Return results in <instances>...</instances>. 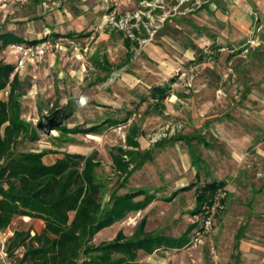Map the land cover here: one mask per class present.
I'll use <instances>...</instances> for the list:
<instances>
[{
    "label": "rangeland",
    "instance_id": "rangeland-1",
    "mask_svg": "<svg viewBox=\"0 0 264 264\" xmlns=\"http://www.w3.org/2000/svg\"><path fill=\"white\" fill-rule=\"evenodd\" d=\"M65 4L73 19L59 21L54 12ZM81 4H0V31L24 38L41 37L47 28L73 34L59 35L65 37L64 50L19 72L20 117L34 127L56 97L60 105L69 97L84 100L65 123L70 130L55 129L37 140L24 133L16 149L45 151L47 163L65 150L92 154L100 161L96 178L103 207L115 194L137 188L154 193L146 207L93 236L97 244L120 230L130 235L141 220L146 232L170 238L187 233L182 247L139 250V264H234V236L244 220L249 224L240 239L239 264H264V195L253 193L264 179V0H115L106 8L94 0L96 9L86 8L79 22ZM136 14L142 28L126 62L125 47L108 19ZM252 41L260 44L251 49ZM6 52L0 50V58L13 62ZM155 84H170L161 103L148 94ZM109 115L121 121L96 133L71 131ZM133 125L138 151L128 173L118 179L111 153L125 147ZM200 133L211 146L187 141ZM241 137L242 146L237 144ZM193 153L202 160L197 171ZM214 179L227 180L226 192L219 188L203 212L192 214L197 187ZM185 185L191 187L182 189ZM207 215L208 227L198 231Z\"/></svg>",
    "mask_w": 264,
    "mask_h": 264
},
{
    "label": "trees",
    "instance_id": "trees-1",
    "mask_svg": "<svg viewBox=\"0 0 264 264\" xmlns=\"http://www.w3.org/2000/svg\"><path fill=\"white\" fill-rule=\"evenodd\" d=\"M117 32L124 45L137 42L121 31ZM51 35L60 34L53 32ZM26 40L30 39L11 31H0V50ZM13 69V62L0 58V91L8 88L6 97H0V229H5L15 215L39 218L44 222L40 232L31 234L29 229H15L7 238L5 246L8 252L23 247L18 264H139V250L152 253L161 247L184 246L189 239L187 233L170 238L146 232L143 220L130 235L120 230L109 241L93 242V236L99 230L143 209L156 195L145 188H137L111 196L108 206L103 207L98 198L101 184L96 178L100 161L92 154L65 150L61 156L47 163L43 159L45 151L16 149L24 133L29 132L33 140L41 135L35 126L20 117V79L19 73ZM168 91L169 84H158L151 86L148 92L156 103H161ZM59 100V97L53 100L49 112L60 105ZM120 121V118L109 115L102 122L76 125L71 131L96 133L103 126L116 125ZM56 129L60 132L70 130L65 125ZM137 134L136 126H131L125 147L116 146L111 153L112 169L118 179L128 173L132 156L138 151ZM186 139H197L208 145L201 134L190 135ZM192 157L191 164L197 171V164L202 160L194 153ZM223 186V181L211 180L197 187L196 205L191 213L203 212L211 194ZM190 187L185 185L182 189ZM242 236L240 230L234 236V264H239L238 245Z\"/></svg>",
    "mask_w": 264,
    "mask_h": 264
},
{
    "label": "built area",
    "instance_id": "built-area-1",
    "mask_svg": "<svg viewBox=\"0 0 264 264\" xmlns=\"http://www.w3.org/2000/svg\"><path fill=\"white\" fill-rule=\"evenodd\" d=\"M30 0H0L2 5H21L27 3ZM61 0H53V2ZM115 0H96L97 3H100L102 8H106L109 2ZM136 15H127V16H111L109 20L110 30L121 31L123 35L129 36L131 39H135V35H139V23L136 19ZM64 38L62 36H42L36 39L29 38L30 40L12 43L6 48L7 53H12L14 56L13 72L22 71L29 63H34L36 60H39L45 57L49 53H55L56 51L64 50ZM86 50V48H84ZM184 75V72L181 73ZM8 88L0 91V94L7 95ZM210 223V215H207L202 219V225H199V230H204L208 227ZM0 229V256L4 258L5 264H18L19 258L23 254V247H19L13 250L11 253L8 252L5 246L7 238L3 231ZM31 234H33L31 232Z\"/></svg>",
    "mask_w": 264,
    "mask_h": 264
},
{
    "label": "crops",
    "instance_id": "crops-1",
    "mask_svg": "<svg viewBox=\"0 0 264 264\" xmlns=\"http://www.w3.org/2000/svg\"><path fill=\"white\" fill-rule=\"evenodd\" d=\"M80 1H82V2H84V4H81V5H79V8H81V10H83V11H81V12H79L80 14H79V16H77V18H76V20L78 21V19H79V22H80V18H84L83 17V15L84 14H82V12H85V10H86V8H92V9H96V7H95V4H94V0H90V2L88 3V2H86L87 0H80ZM42 2V1H41ZM65 7H67L66 6V4L63 6V8L61 9V10H59L58 11V9L59 8H57V10L54 12L55 13V15L58 17V20L59 21H64V20H70V19H73V17H72V15H71V12H69V11H66V9H65ZM84 20V19H83ZM53 32H55L54 31V29L53 28H47V30L46 31H44V33H43V35H40L41 37L42 36H52L51 34L53 33ZM59 31H56V33H58ZM63 33H65V34H60V35H72L73 36V34H71L69 31H67V33L66 32H63ZM118 33V32H117ZM16 34V33H15ZM80 34H83V33H80ZM118 35L120 36V34L118 33ZM142 35H145V33H143ZM39 38V37H38ZM120 38H121V40H122V43H123V39H122V37L120 36ZM136 45L137 44V42H130V44L129 45H124V43H123V45H124V47H125V61L127 62L128 60L127 59H131L132 58V55H133V52H132V49H133V45ZM260 43H259V41H252V44L250 43V45H249V47L251 48V49H255L256 48V46H258ZM249 48V49H250ZM243 51H248V48H244L243 49ZM7 53V52H6ZM14 60V59H13ZM126 74H128L127 72H125V75ZM173 80V79H172ZM172 80H171V82H172ZM155 85H158V84H155ZM161 85V84H160ZM153 86V85H152ZM151 87V86H150ZM150 87H149V89H150ZM169 87H170V84H169ZM149 91V90H148ZM148 94H149V92H148ZM143 99H145V97H143ZM201 134V133H200ZM192 136H194V135H196V134H191ZM202 135V134H201ZM190 136V135H189ZM203 136V135H202ZM192 140H194V139H192ZM207 141V140H206ZM244 141V139H243V137H241V139H239V141H238V143L237 144H239L240 146H242V144H241V142H243ZM139 142V141H138ZM208 142V141H207ZM201 143V142H200ZM207 146H211V143L210 142H208V145ZM71 152V151H70ZM215 180V179H214ZM219 181L221 180V181H223L224 182V186L222 187V190L224 191V192H226V188H227V180L226 179H218ZM253 193L255 194V195H264V179H262V181H261V183H260V181H259V185L256 187V188H253ZM254 213V211H253V207H250L249 206V208H248V214L249 215H252ZM18 222V223H17ZM17 224H19V225H17ZM248 224H249V222H248V220H244V221H242L241 223H240V226H239V228L237 229V231H242V233H243V236H244V231H245V229L247 228V226H248ZM43 225H44V222H43V220H41V219H39V218H32V217H29V216H23V215H15L13 218H12V220H11V222L9 223V225L3 230L4 231V233H5V236L6 237H8V236H10V235H12V233H13V231L15 230V229H24V230H26V229H29L32 233H34V232H40L41 230H42V228H43ZM99 232V231H98ZM242 236V237H243ZM241 237V238H242ZM240 238V239H241ZM1 238H0V243H1ZM240 241L241 240H239V245H238V250H240ZM239 255H240V253H239ZM0 264H5V260H4V258L3 257H1L0 256Z\"/></svg>",
    "mask_w": 264,
    "mask_h": 264
},
{
    "label": "water",
    "instance_id": "water-1",
    "mask_svg": "<svg viewBox=\"0 0 264 264\" xmlns=\"http://www.w3.org/2000/svg\"><path fill=\"white\" fill-rule=\"evenodd\" d=\"M81 100H83L81 97H69L52 111L42 113L35 123L37 132L40 135L49 136L56 128L65 125L66 121L73 117L79 107L84 104V102L81 103Z\"/></svg>",
    "mask_w": 264,
    "mask_h": 264
},
{
    "label": "clouds",
    "instance_id": "clouds-1",
    "mask_svg": "<svg viewBox=\"0 0 264 264\" xmlns=\"http://www.w3.org/2000/svg\"><path fill=\"white\" fill-rule=\"evenodd\" d=\"M84 101L83 100H81V103H83Z\"/></svg>",
    "mask_w": 264,
    "mask_h": 264
}]
</instances>
